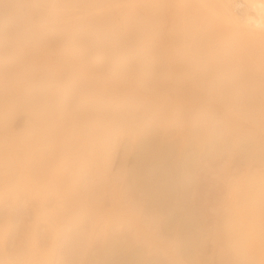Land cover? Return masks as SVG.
<instances>
[{
  "label": "bare ground",
  "instance_id": "6f19581e",
  "mask_svg": "<svg viewBox=\"0 0 264 264\" xmlns=\"http://www.w3.org/2000/svg\"><path fill=\"white\" fill-rule=\"evenodd\" d=\"M29 2L32 6L30 13H35L41 24L48 25V34L56 36L59 44L75 55V60L71 65L60 61L63 63H59V68L64 73L60 82L56 81L58 78L45 79L47 75L35 77L36 71L33 73L32 68L34 64L38 67L36 63L42 61L39 54L45 52L41 46H49L51 42L31 38L26 31V35L24 31L20 35V38L24 35L30 37L26 38L27 41L24 37L25 40H21L23 49L16 47L18 50L15 48V51L11 47L15 51L12 50L14 58L0 59V134L6 138L12 135L9 140L4 138L0 141V165L14 177L15 185L24 175L37 180L46 177L47 183L54 184L62 194L59 222L64 221L66 227L72 224L79 226L85 221L91 225L99 217L109 215L113 216L116 224L125 222L134 225V231L142 232L146 206L142 210L141 206L135 209V206L123 205V187L119 190L114 188L113 179L105 173L107 145H111L117 134L132 130L131 125L139 122L140 129L132 130L137 138L133 166L127 171L132 188L129 187L139 193L136 195L145 201L152 213L150 215L162 222V228L174 227L175 217L181 216L180 209L179 215L177 211L175 215H170L171 212L168 215V210L173 206L184 209L181 208L183 216L178 225L180 237H183L182 247H185L193 239L194 211L187 201L191 188L181 190L176 182L180 171L177 160L174 162L176 157H172L175 145L162 142L160 131L150 132L146 126L151 123L165 128L173 119L181 126L187 124L188 119L195 120L199 113L209 124L212 117L223 110L210 101L214 98L224 106H241L238 113L258 122L264 133V0ZM18 4L19 0H0V32H20L17 27L21 28L18 25L21 19L17 17L21 16L12 11ZM14 11L18 13V9ZM13 14L17 16L13 18ZM116 14L121 21L119 31L113 27ZM3 17L14 23L9 25L6 19L1 21ZM12 41L3 42V45L16 43L15 39ZM93 56L100 61L91 62ZM106 67H110L114 74H102L101 69ZM17 72L20 73L18 76ZM48 75L52 76L49 72ZM187 81L197 86L202 84L208 91L215 84L217 91L204 99L184 90L181 95L178 87ZM143 87L150 88L151 92H141ZM168 88L179 94L164 96ZM18 111H28L31 121L20 133L13 134L9 131V123ZM229 125L234 127L233 123ZM230 127L220 129L224 134V130L227 132ZM237 130L238 138L257 142L264 150V134H261V141L257 138V131L253 134L244 127ZM206 134H209L208 130ZM131 135L134 136L133 133ZM91 141L93 146L88 145ZM86 167L92 168L93 180L98 182L99 195L94 198L88 196L91 193L85 195L82 192L84 188L80 189L77 182L80 170ZM56 170H63L62 176H58ZM127 190L129 192V188ZM105 191L109 192L111 201L113 198L115 209L102 207L101 195ZM185 194L189 195L185 200L187 203L183 201ZM124 212L129 219L122 214ZM131 214L135 218L132 219ZM244 222L246 233H253L257 226L254 227L250 221ZM262 224L261 227L264 226ZM32 227L28 231L29 237H26L28 241L25 240L27 243L19 245L16 256L4 252L0 239V264L47 263L50 249L44 252L34 245L38 232ZM111 229L113 226L103 225L102 246L98 244L102 248H97L99 250L92 252L94 254L90 251L81 253L74 264L92 260L95 264H151V261L141 263L131 253L133 251L128 252L130 242L127 239L110 237ZM52 230L55 233L59 231L57 223L53 224ZM3 232L4 229H0V234ZM141 235L147 238L146 234ZM91 237L86 244H91ZM250 237L253 240L255 235Z\"/></svg>",
  "mask_w": 264,
  "mask_h": 264
},
{
  "label": "rangeland",
  "instance_id": "374dc122",
  "mask_svg": "<svg viewBox=\"0 0 264 264\" xmlns=\"http://www.w3.org/2000/svg\"><path fill=\"white\" fill-rule=\"evenodd\" d=\"M239 1L244 2V0ZM15 9H18V13L14 11ZM14 10L12 11L15 14L21 16L17 17L21 19L19 22L21 24H18L21 28L17 27V30L21 34H19V31H17L19 32L17 33L19 34L18 36L14 32H0V43H2L0 45V59L14 58L13 51L15 48L20 49L21 47L23 49L21 40L24 38L30 39V37L25 36L26 31L29 33L27 35H31V38H37L41 41L43 40V42L49 41L53 44L49 43V46H43L42 44V52L45 51L47 53L39 54L42 61H39L41 63H36L38 67L34 64L32 68L33 73L36 71L34 73L35 77L42 75L41 78H43L47 75L44 77L45 79L52 77L50 79L55 80V78H58L56 81H62L64 73L59 68V63L61 64L63 62L60 61H64V64L71 65L70 63H73L75 60V55L68 48H63L56 36L48 34V25L46 23L41 24L38 21L37 15L30 13L32 6L29 0H19L18 7H15ZM17 15L13 14L12 16L14 18ZM1 19H3L1 21H5L6 18L4 19L3 17ZM5 22H9V25L14 23L13 21H8V19ZM113 23L114 29L119 31L121 21L118 14L114 15ZM23 31L25 33L24 38L22 36L20 38ZM14 39L16 46L11 43L7 45L9 41ZM6 41L8 42L3 45V42ZM11 47H14V50L12 48L13 51ZM17 48L16 50H18ZM91 58H93L90 60L91 62L100 61L97 56ZM41 65H43V68ZM57 65L58 67H56ZM36 67L40 70V73ZM101 70L105 76L114 74V71L110 67L102 68ZM18 72L17 76L20 74ZM48 72L52 76L48 75ZM205 88L202 84L197 86L191 81H187L178 87L181 95L183 92H191L201 99L217 91L215 84L210 86V91ZM168 89L167 92L165 90L164 96L172 97L174 93L179 94L173 88ZM182 90L184 91L182 92ZM140 91L149 93L151 89L143 87ZM213 99H210V101L217 106L219 105L223 110L221 114H215L209 124L202 117L203 115L199 113L195 120L193 118L191 120L188 119L189 122L181 126L175 122V119L165 128H161L160 125L153 123V125L147 123L148 125L146 126L150 132H154V130L155 132L160 131L162 142H169L172 146L175 145L172 157L174 159L176 157L174 162L177 160L176 163H178L180 171L176 182L181 190L191 188L190 196L187 195L189 199L185 194L186 197H183V201L185 203L187 201L190 202L189 204L194 211L193 239L185 247H182L184 244L183 237H180V226L178 225L183 216V211H181L183 208L173 206V210H168V215L170 212L172 213L170 215H175L177 211V214L181 213V216L179 215L180 218L178 215V217H175L174 227L165 228L163 226L162 228V222L150 215L152 213L148 211L149 209L146 203H144L145 201L142 200L140 195H136L139 193L133 192L131 189L127 171L132 168L131 166H133L134 162L135 140L137 136L132 130L135 129L134 131L136 132L137 129H140V123L138 122L139 125L138 123L131 125V132L128 130V132L117 134L113 138L111 145H107L106 155L108 162L106 165L107 172L105 170V173L107 174L106 176L111 177L107 178L113 179L114 188L119 190L123 187L125 196L122 198L123 205L129 204L132 207L135 206V209L141 206L142 210L144 209L143 206H146L145 211L143 210V213L145 212L146 214L144 213L142 217L144 231L140 232L138 229L134 231V225H127L125 222L116 224V220L112 218L113 216L109 215L99 217L91 225L88 221H85L79 226L72 224L73 226L69 225L66 227V224L63 223L64 221L59 222L58 212L62 210V194L60 190L57 191L54 184L47 183L46 177H40L41 180H37L35 177L28 179L24 175L20 178L19 183L15 185L13 183L14 177L10 176L4 167L0 165V229H4V232L0 234V239L4 252L8 255L16 256L17 248L25 246L21 243H27L28 238L26 237H29V228L33 226L32 228L38 232L37 237L33 240V243L35 242L34 245H37V248L44 252L50 249L46 264H74L78 261L81 253L86 251L89 253L90 251L91 254H94L92 252L102 248L100 247L102 246L101 230L103 225H109L114 228L110 230L109 236H114L113 238H119V240H123L124 238V241L127 239L128 243L130 242L128 252L133 251L131 253L135 254L141 263L151 261V264H264V233H262L264 232V150L257 142L238 138L236 131H238V128L243 127L254 132L253 134L257 131L259 132L257 137L259 140H261V134L264 133L261 131L262 127L258 122H253L249 117L238 113L237 110L241 106L238 104L224 106ZM224 112L227 114L226 116ZM30 121L31 114L28 111L15 112L10 119L9 131L13 134L16 132L20 133ZM229 123H233L234 127L231 128ZM224 126L230 127L231 130L227 129V132L224 130L223 134V129L221 130L220 127L223 128ZM206 130L209 131V134H206ZM161 131L163 132L162 134ZM179 132L184 135H181ZM132 133L134 136L131 135ZM11 136L9 135L6 138L0 134V141L4 138L9 140L8 138ZM89 144L93 146L94 143L91 141ZM90 169L92 168H82L77 182L80 184V189L84 188L81 191L85 192V195L91 193L88 196L94 198L99 195V186L98 182L93 180V174ZM62 172L63 170H56L58 176H62ZM89 172H91V175ZM69 173L72 175V171ZM125 178L128 180L127 182ZM134 195L136 196L134 197ZM101 196L103 197L102 207L106 210L116 208L112 205L113 198L111 201L108 191L103 192ZM186 198L187 201H185ZM137 200H140V202ZM148 212L149 214H147ZM132 213L134 215L133 211ZM122 214L126 219H129L126 212ZM133 215H130L132 219L135 218ZM152 219L156 221L153 223ZM244 221L253 222V226H257L256 229L252 230L253 233H246L248 230L244 228L246 225ZM54 223H57L59 228V231L56 233L52 230ZM148 223L150 225L145 226ZM261 224L263 227H261ZM258 228L259 232H257ZM141 234H146L147 238L145 237L146 239H144ZM249 234L255 235V241L254 239L250 240ZM248 235L249 237H247ZM90 236L93 237L90 240L91 244H86ZM98 240L100 241L98 242ZM99 243L101 244L100 246L98 245ZM95 263L92 260L84 264Z\"/></svg>",
  "mask_w": 264,
  "mask_h": 264
}]
</instances>
